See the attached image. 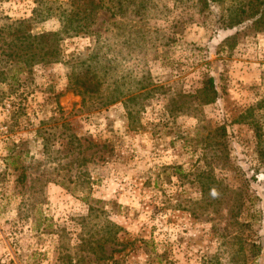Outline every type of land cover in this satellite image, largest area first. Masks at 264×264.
I'll return each instance as SVG.
<instances>
[{
  "label": "rangeland",
  "instance_id": "rangeland-1",
  "mask_svg": "<svg viewBox=\"0 0 264 264\" xmlns=\"http://www.w3.org/2000/svg\"><path fill=\"white\" fill-rule=\"evenodd\" d=\"M59 1L0 0V264H90L82 239L107 220L137 240L105 245L117 264H264L249 251L264 245V170L253 127L238 121L264 98V30L226 22L238 0H157L130 22L143 35L111 31L128 19L100 9L60 58L56 40L39 38L61 29ZM96 51L116 103L84 104L69 87ZM209 76L217 94L205 103L194 93ZM241 191L242 226L230 217Z\"/></svg>",
  "mask_w": 264,
  "mask_h": 264
},
{
  "label": "trees",
  "instance_id": "trees-1",
  "mask_svg": "<svg viewBox=\"0 0 264 264\" xmlns=\"http://www.w3.org/2000/svg\"><path fill=\"white\" fill-rule=\"evenodd\" d=\"M181 0H176L180 2ZM202 2L203 6H208L211 3H222L225 0H196ZM240 4V11L236 17H229L226 22H229L230 26L240 24L244 21H249L251 28L255 30H264V0H238ZM59 4V18L61 21V29L55 32L42 33L39 38L51 39L57 41V53H59L60 58L62 56V49L60 44L63 40L71 35H77L80 32H88L87 28L96 22V14L100 9H105L110 12L111 16L116 18L119 17L123 20H133V21H120L113 20L111 22V31H116L119 34H127L124 27L129 29L131 35L134 32H140V28L136 24H130V22H137V20L142 21L146 18L153 16V12L159 9L157 0H60ZM145 29L143 28V33ZM117 36V35H116ZM128 42H132L133 37L126 36ZM132 38V39H131ZM99 51H96L89 55V58L83 59L73 66V70L69 74V87L76 93L83 97L82 101L84 104L88 102H102V105H108L111 103H116L120 97L118 95V90L112 89L106 92L105 85V65H99ZM204 86L200 88L197 93H194L196 98H199L201 102L210 103L213 102L216 94L217 88L215 85V79L213 76L207 77L204 81ZM112 91V92H111ZM188 97H193L189 94ZM238 121L245 122L253 127L255 140H256V153L257 162L256 172L261 169L264 170V98L258 101L257 104L252 105L245 109ZM217 133V144L222 147L223 153H225V159L229 160L228 152V142H227V129L226 126H220L216 129ZM81 146L80 143L77 144ZM227 150V151H226ZM178 173L179 167H176ZM201 176V175H200ZM199 176V178H200ZM22 182V179H19ZM203 183V181H202ZM235 204L231 208V216L235 218L236 224H241L236 218L239 210L244 204V197L242 191L238 194ZM249 198L255 199L259 198L256 195L250 194ZM93 210V208H92ZM95 217H99L96 215ZM100 224V223H99ZM95 226V228H93ZM92 227L94 231L89 233V237L82 239V244H85L89 251L93 254L91 257L90 264H109L110 260H114L117 264L119 259H115V256L110 253L107 254L105 245L107 243L122 245V248L116 249V251H123L127 247L132 249L136 246V239L130 241L128 237H124L123 240L120 239V232L123 229L119 224L112 221L101 223L100 225L94 224ZM99 227V228H98ZM67 225H62L59 228L61 240L63 236L68 234ZM241 233L238 232L235 238L242 241ZM144 244H148V241L141 239ZM243 242V241H242ZM241 250L244 249V242L242 243ZM140 246V245H138ZM250 255L255 258L261 256L264 252V245L257 241L250 243ZM85 258V257H84ZM65 264H75L73 261H68ZM78 264V263H76ZM203 264H208L204 261Z\"/></svg>",
  "mask_w": 264,
  "mask_h": 264
},
{
  "label": "built area",
  "instance_id": "built-area-1",
  "mask_svg": "<svg viewBox=\"0 0 264 264\" xmlns=\"http://www.w3.org/2000/svg\"><path fill=\"white\" fill-rule=\"evenodd\" d=\"M0 131H1V129H0Z\"/></svg>",
  "mask_w": 264,
  "mask_h": 264
}]
</instances>
